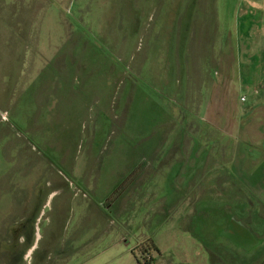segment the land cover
<instances>
[{
    "label": "rangeland",
    "instance_id": "374dc122",
    "mask_svg": "<svg viewBox=\"0 0 264 264\" xmlns=\"http://www.w3.org/2000/svg\"><path fill=\"white\" fill-rule=\"evenodd\" d=\"M243 1L0 0V264H264ZM187 123L204 131L202 168L191 140L186 165L175 148L171 172L125 180L138 136L158 135L160 152ZM247 198L258 216L238 243Z\"/></svg>",
    "mask_w": 264,
    "mask_h": 264
},
{
    "label": "crops",
    "instance_id": "0c3cea01",
    "mask_svg": "<svg viewBox=\"0 0 264 264\" xmlns=\"http://www.w3.org/2000/svg\"><path fill=\"white\" fill-rule=\"evenodd\" d=\"M243 4H244V6L241 5L237 8H235V10H234V12L236 14L235 18L241 19V20L243 19L244 22L242 24L244 26H246L247 30L250 32V34H247V49L245 47L247 57H245V53H244L245 51L244 50H242V52H243L242 55H243V58L245 57V58H247V60H253V59L258 60L257 62H253V64L252 63L248 64V61H247V67H249V65L252 64V66H250V68L247 70V81L249 83V86L247 85L248 93H249V91L250 92L252 91L256 95V96L255 95L251 96L250 103L247 105V124H248L247 125V134H249L251 129H254L255 132H253L252 134H259L260 135V140H259L258 146L256 148L260 149L262 154H264V31H263V33L261 32V34H252L253 23H254L252 17H255L257 15V13H256L257 10H255L254 14H253V12L251 13L249 11L250 6H255L256 8H259L260 14H259L257 20L260 21L259 23H261L262 27L264 28V0H244ZM197 12H198V9H197ZM186 19L187 18L184 16V18H182L180 20L182 22V25L183 24L185 25V29H186ZM195 20L198 21L199 19H197L195 17L192 20V23L195 22ZM229 26H230V24L223 26L224 29H223V32L221 33L222 36L224 37L223 41L225 44L224 56H227L231 50L229 48V46H227L229 43V37L230 36L227 37V40L225 39V36H226L225 34H227L229 32L227 30V28H229ZM184 31L185 30H183L182 38L185 37ZM196 74L199 75V74H202V72L196 73ZM188 75H190V73H188L187 76ZM251 86H252V88H251V90H249V88ZM257 90H258V93H257ZM255 111L256 112H258V111L262 112L263 114H261V116L263 118L256 119L259 116L257 115V113ZM78 112H79V110L76 108L74 110L68 109L65 112V114H72V113L75 114ZM83 113H84V109H83ZM254 115H256L257 117L254 118L253 117ZM66 118L67 117H65V116L60 117V119H63L64 121L66 120ZM96 120H97V117L95 116L94 121H96ZM84 121H85V119H84ZM258 122L261 123L260 124L261 125L260 133H257V131H256L257 128H258V130H260ZM164 133H165L164 131L161 133L162 136ZM177 133H178V136L176 137L175 140H173L171 137V140L173 141V143L170 142L169 145L166 146L164 148V150H162L160 152H158L156 150V147H155L156 141L158 139V135H154V134L149 135L148 134V135H144V136H140V137L138 136L137 137L138 141H137V143H135L136 148L131 150V154H130L131 155V161L124 164L123 171L124 170L127 171V172H125V174L126 173L128 174L129 172L132 171L130 173V175L131 174L134 175L132 178L133 180H135L136 177H141V176L146 179L147 175H144V172H146L152 168L154 171L155 170H161V168H159V166L161 165L162 161H164V163L168 166V171L171 172V170L173 168H176V163L171 162V160L173 159V153L172 152H174L175 148H178L179 155L182 156L180 164L186 165L187 160L185 158L186 157L185 150L187 149L186 148L188 146L187 144L190 143L191 140H192V142H191L190 147L193 148V145H195V146H194L192 152H190V154L192 156H194V157H192L190 162H191V164H194V162L195 163L197 162V168H196L197 170L202 168L203 165H205V163H204L205 159L203 157L205 154V151H204V148L202 146L198 147V145L195 144L194 139H193V138L198 139L199 137L203 136L204 131L202 130V128L199 131V129H193L191 126V123L190 124L187 123V126H185L183 128L180 127L178 129ZM76 134L77 133L75 132L73 134L72 138H75ZM167 136L169 137V135H167ZM83 137L85 139V145H86L85 151H86L87 156H89L91 153V144L93 143V141H92L93 136L91 134L89 135V133H85V134H83ZM73 144L75 145L76 143L73 142ZM157 154H161V155H159L156 158ZM212 154L214 155L215 153H212ZM216 155H217V153H216ZM183 156H185V157L183 158ZM88 162L90 163V160ZM88 162H86V163L88 164ZM87 164H85V165L87 166ZM73 167H74V165H71L68 163L67 171L70 173V175H71V170ZM213 168H214V166H213ZM136 173H137V176L135 175ZM217 173H218V171H217ZM130 175L128 174L127 177L125 178V180H127ZM120 179H123V176H121ZM262 180L264 181V178H262ZM169 182H170V180H169ZM263 184H264V182H263ZM148 185H145V186H148ZM171 185H172V183H171ZM143 186H144V184L141 187V188H144L142 191H146L147 188L143 187ZM205 199H207V198H205ZM243 201H245V200H243ZM38 217H39V214L38 213L35 214V219ZM47 230H48V228H47ZM43 231L45 232L46 228H44Z\"/></svg>",
    "mask_w": 264,
    "mask_h": 264
},
{
    "label": "trees",
    "instance_id": "16d2710c",
    "mask_svg": "<svg viewBox=\"0 0 264 264\" xmlns=\"http://www.w3.org/2000/svg\"><path fill=\"white\" fill-rule=\"evenodd\" d=\"M242 204H243V206H242V208L244 209V211H245V213H244V216H241L242 217V221L245 223V225L247 226V227H249V229L251 230V231H253V229H254V225H252L251 223H249V221H248V219H250L251 218V211H253V215L252 216H258L257 215V212H258V205L260 204V203H256L254 200H251V199H249V198H247V200L246 201H242ZM247 205H250V208H249V211H247ZM244 206H245V208H244ZM241 214H243V212H241ZM250 214V215H249ZM240 216V215H239ZM250 217V218H249ZM260 219H262V218H264V216H258Z\"/></svg>",
    "mask_w": 264,
    "mask_h": 264
},
{
    "label": "flooded vegetation",
    "instance_id": "af4514ba",
    "mask_svg": "<svg viewBox=\"0 0 264 264\" xmlns=\"http://www.w3.org/2000/svg\"><path fill=\"white\" fill-rule=\"evenodd\" d=\"M238 218H240L241 219V221H242V217H241V215L240 216H238ZM226 219H227V217H226ZM243 222V221H242ZM244 224V223H243ZM235 225V223H233V225L232 226H230V227H232V229H231V233H232V235H230V236H233V238L234 239H236V241H238V243L239 242H242L241 240H244L245 238H247V234H245V233H243L242 232V230H238V228L236 227V226H234ZM245 225V224H244ZM236 227V228H235ZM225 233H227L228 235L230 234V232L227 230V227H225ZM229 232V233H228ZM219 233V232H218ZM240 234V235H239ZM237 235H238V239H237ZM229 236V237H230ZM241 239V240H240Z\"/></svg>",
    "mask_w": 264,
    "mask_h": 264
},
{
    "label": "water",
    "instance_id": "95a60500",
    "mask_svg": "<svg viewBox=\"0 0 264 264\" xmlns=\"http://www.w3.org/2000/svg\"><path fill=\"white\" fill-rule=\"evenodd\" d=\"M233 222L241 227L240 230H242L243 233L248 234L249 236L252 237V235H251L252 231L249 229V227H247L246 225L243 226V223H241L239 220L233 221Z\"/></svg>",
    "mask_w": 264,
    "mask_h": 264
}]
</instances>
